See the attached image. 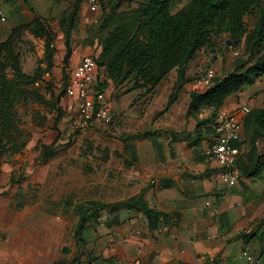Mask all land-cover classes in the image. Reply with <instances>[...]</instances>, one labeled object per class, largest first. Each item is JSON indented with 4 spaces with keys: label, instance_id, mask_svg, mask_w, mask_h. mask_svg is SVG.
<instances>
[{
    "label": "crops",
    "instance_id": "obj_1",
    "mask_svg": "<svg viewBox=\"0 0 264 264\" xmlns=\"http://www.w3.org/2000/svg\"><path fill=\"white\" fill-rule=\"evenodd\" d=\"M23 1L0 0L4 18L0 20V42L14 28L33 20ZM7 15L13 16L9 22ZM198 63L200 73L206 69L201 56L189 62L187 82L178 99L168 107L166 102L160 111L149 105L161 87L169 99L177 84L175 72L151 93L145 89L123 92L121 87L127 83L107 84L105 95L114 106L117 138L112 148H103L100 162L114 168L107 180L110 182L102 181L110 189H101L95 198L76 205L78 228L72 234V246H62L68 252L65 264H219L223 259L237 264L245 251L264 258V168L254 176L247 175L264 154V140H256L251 151L249 137L245 128L242 130L234 144L240 150L239 164L248 173L239 171L237 184L226 190L216 163L208 157L214 137L209 128L214 109L186 114L190 93L200 91L191 80ZM133 91L143 106L135 115L131 103L113 104V99L119 101ZM240 107L264 109V76L229 95L220 109L236 112ZM148 118L151 125L144 121ZM138 134L141 136L136 137ZM139 200L164 215L165 221L162 216H146L137 206ZM78 208L83 209L81 215ZM93 229L95 234H84Z\"/></svg>",
    "mask_w": 264,
    "mask_h": 264
},
{
    "label": "rangeland",
    "instance_id": "obj_2",
    "mask_svg": "<svg viewBox=\"0 0 264 264\" xmlns=\"http://www.w3.org/2000/svg\"><path fill=\"white\" fill-rule=\"evenodd\" d=\"M189 1L172 0L170 12H177ZM141 2L143 0H102L101 9L92 13L87 0L23 1L34 18H40V24L51 34L52 43L47 51L45 37L31 27L12 38L20 71L38 80L25 87L28 93L15 107L19 128L27 134L26 146L15 154L0 153V264H65L68 252L62 254L61 248L72 246V234L78 228L76 205L89 197L95 198L101 189H110L103 186L102 181L112 178L114 168L100 161L103 148H112L117 138L114 117L109 126L75 133L69 130L63 116L57 120V110L71 60L87 55L98 58L102 42L116 30H125L124 34L132 36L133 10ZM75 6L76 16L70 22ZM11 17L7 15L8 22ZM256 19L255 11L246 16L248 29ZM69 26L67 48L65 30ZM227 42L228 35H221L213 48L201 49L196 55L201 56L206 69L211 68L218 77L231 72L235 60L248 62L241 45L230 49ZM236 51L237 56L233 55ZM7 55V52L2 53L0 66L6 77L12 79L14 60ZM200 66L199 63L194 66L192 82L201 74ZM174 72L170 71L168 77ZM130 84L121 87L123 92L129 90ZM112 85L110 82L109 86ZM138 99L137 92L133 91L124 94L119 101L113 99V104L131 103L134 109L131 113L135 115L143 107ZM154 101L150 109H164L168 95L163 87ZM144 121L151 125L149 118ZM44 146L56 150L46 163L40 161ZM95 230H86L84 234H95ZM237 264H245V260Z\"/></svg>",
    "mask_w": 264,
    "mask_h": 264
},
{
    "label": "trees",
    "instance_id": "obj_3",
    "mask_svg": "<svg viewBox=\"0 0 264 264\" xmlns=\"http://www.w3.org/2000/svg\"><path fill=\"white\" fill-rule=\"evenodd\" d=\"M171 2L172 0H143L133 10V35L124 34L126 31L122 29L116 30L102 42L100 56L92 57L98 66L105 70L108 80L113 84L131 82L128 91L145 89L147 93L154 92L170 71L175 70L177 84L168 99V107L178 99L182 85L187 82L185 73L189 62L201 49L213 48L220 36L227 34L231 48L244 45L243 50L248 62L235 60L233 70L227 75H215L211 85L204 91L191 92L186 114L190 116L206 108H213L216 112L229 95L264 76V0H190L173 14L170 12ZM118 5L116 7H119ZM254 11L257 12V19L248 29L245 18ZM76 12L75 6L70 13V22ZM40 23V18L35 16L30 23L14 28L9 37L0 43V61L2 53L7 52L14 60L15 70L14 77L8 79L0 66L1 154H15L26 146L27 134L19 128L15 107L27 95L25 87L38 80L37 77H27L20 71L12 38L31 27L45 37V48L50 51L51 34ZM70 30V26L65 30L67 48ZM63 94L64 90L62 96ZM61 116L63 112L59 105L57 120ZM244 128L253 151L255 141L264 140V109L249 111L243 120ZM138 136L141 135L136 137ZM233 145L239 148L238 145ZM55 153L56 150L52 146H44L40 161L46 163ZM239 160L238 157V170L243 174L248 173L246 168L239 164ZM263 168L264 154L257 158L252 171L247 175L254 176ZM137 206L146 216H162L165 221L164 215L150 210L141 200L137 201ZM81 209H77L79 215L82 213Z\"/></svg>",
    "mask_w": 264,
    "mask_h": 264
},
{
    "label": "built area",
    "instance_id": "obj_4",
    "mask_svg": "<svg viewBox=\"0 0 264 264\" xmlns=\"http://www.w3.org/2000/svg\"><path fill=\"white\" fill-rule=\"evenodd\" d=\"M101 2L87 0L90 12L97 13L101 9ZM0 20L4 21L1 15ZM233 55L239 53L236 51ZM214 77L211 68L205 69L196 77L193 85L202 92L211 85ZM108 83L107 73L92 56H81L72 61L60 104L63 118L71 132L94 130L112 124V106L105 95ZM248 113L246 107H240L236 112L218 109L209 122L214 137L208 157L216 163L218 178L226 190L234 187L240 176L237 167L240 150L233 143L240 140L243 120ZM243 258L245 264H264V258L248 251L243 252ZM219 264L228 263L223 259Z\"/></svg>",
    "mask_w": 264,
    "mask_h": 264
},
{
    "label": "water",
    "instance_id": "obj_5",
    "mask_svg": "<svg viewBox=\"0 0 264 264\" xmlns=\"http://www.w3.org/2000/svg\"><path fill=\"white\" fill-rule=\"evenodd\" d=\"M227 43L230 44V41L228 40ZM61 251H62V253L66 254L67 253V248L63 247Z\"/></svg>",
    "mask_w": 264,
    "mask_h": 264
}]
</instances>
